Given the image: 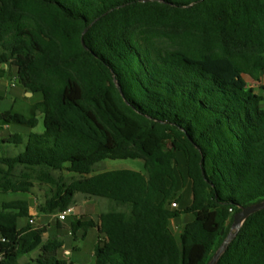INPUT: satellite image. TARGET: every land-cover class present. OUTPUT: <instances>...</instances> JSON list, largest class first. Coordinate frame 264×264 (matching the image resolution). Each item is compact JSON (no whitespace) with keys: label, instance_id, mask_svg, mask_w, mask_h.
<instances>
[{"label":"trees","instance_id":"trees-1","mask_svg":"<svg viewBox=\"0 0 264 264\" xmlns=\"http://www.w3.org/2000/svg\"><path fill=\"white\" fill-rule=\"evenodd\" d=\"M1 65L41 100L31 117L7 111L0 123L34 130L40 115L43 131L0 140L24 145L0 155V193L49 186L41 214L78 196L106 201L93 218L69 216L74 239L97 232L94 264H208L234 215L264 201V96L246 80L264 75V0H0ZM127 159L144 173H93ZM63 170L68 184L53 176ZM181 215L192 219L175 236ZM23 218L27 201L1 203L0 264L33 252L25 264H72ZM217 264H264V210Z\"/></svg>","mask_w":264,"mask_h":264},{"label":"rangeland","instance_id":"rangeland-1","mask_svg":"<svg viewBox=\"0 0 264 264\" xmlns=\"http://www.w3.org/2000/svg\"><path fill=\"white\" fill-rule=\"evenodd\" d=\"M5 67H0V95L4 96L7 102L0 104L2 109L4 106H10L12 112H18L26 117H31L34 111L33 105L41 100L40 95L26 96L24 91L18 86L15 79H13V73L15 72L14 67L7 66V71H4ZM4 73V75H3ZM9 76L7 77V75ZM4 77L7 78L9 84L15 87L8 89L7 84L4 81ZM248 86L259 88V93L264 96V75L262 76L260 83H253L250 79H246ZM16 84V85H15ZM9 92V93H8ZM38 126L36 129L31 130L27 127L17 126L15 124L8 125L9 128L3 129V124L0 123V140L7 138L9 135L18 134L25 136L30 132L41 133L43 131L42 118L40 115L37 116ZM24 145H4L0 148V155L4 157H15L22 153ZM127 169L140 173H144L143 162L141 160H105L94 167V174ZM179 169L183 174V164L180 162ZM53 176L56 180L61 179L63 183L68 184L72 175L66 170L61 172H53ZM182 199L179 202V209L182 210L191 201L189 182L184 181L182 188L180 189ZM49 196V186L41 185L38 183L34 184V187L30 190L27 195L24 194H8L4 195L0 193V205L3 202L13 200H24L29 203V208L32 209V213H36L34 223L30 224L33 228L44 227L46 233L43 238L44 241L49 238H55L62 243V248L58 252V257L72 264H94L93 250L97 241V232L94 229H90L84 238H81V233H78L74 239L70 232V220L68 217L65 221L60 222L57 220V214H41L39 213V207L45 202V199ZM109 204L104 200L86 199L78 196L75 205L71 207L74 211L76 218H84L87 220L93 218L101 211H105L109 208ZM191 215H181L179 218L171 221L170 229L175 236H178L181 232L182 227L191 221ZM29 224V218H23L18 221L19 227H25ZM37 252H33L29 255L20 256L18 258L19 264H25L30 259L34 258Z\"/></svg>","mask_w":264,"mask_h":264},{"label":"water","instance_id":"water-1","mask_svg":"<svg viewBox=\"0 0 264 264\" xmlns=\"http://www.w3.org/2000/svg\"><path fill=\"white\" fill-rule=\"evenodd\" d=\"M26 96H32L31 93H26ZM264 210V201L246 208L241 209V211L234 215L231 230L221 246L216 251L212 260L208 264H217L218 260L227 250L230 243L235 239L239 231L241 230L244 222L253 214Z\"/></svg>","mask_w":264,"mask_h":264},{"label":"crops","instance_id":"crops-1","mask_svg":"<svg viewBox=\"0 0 264 264\" xmlns=\"http://www.w3.org/2000/svg\"><path fill=\"white\" fill-rule=\"evenodd\" d=\"M2 66L5 67L4 71H7V66H8V65H1L0 67H2ZM10 67H11V66H10ZM3 75H4V73H3ZM8 76H9V74L7 75V77H8ZM13 79H15V72L13 73ZM261 79H262V77H261ZM4 81H5V83L7 84L8 89H9L10 87H12L11 84H9L7 78L4 77ZM260 82H261V80H260ZM15 85H16V84H15ZM13 87H15V86H13ZM251 87H253V86H251ZM8 93H9V92H8ZM23 94L26 95V93H23ZM3 102H7V101H6V99H4V96H3V95H0V104L3 103ZM10 109H11L10 106H8V104H7V106H4L2 109L0 108V113L7 112V111H11ZM16 113H18V112H16ZM20 114H21V113H20ZM22 115H23V114H22ZM7 128H9L8 125H3V129H7ZM35 216H36V213H32V209L29 208V217H30V218H35Z\"/></svg>","mask_w":264,"mask_h":264},{"label":"built area","instance_id":"built-area-1","mask_svg":"<svg viewBox=\"0 0 264 264\" xmlns=\"http://www.w3.org/2000/svg\"><path fill=\"white\" fill-rule=\"evenodd\" d=\"M15 81H16V79H15ZM11 86L13 87L14 85H11ZM171 208H174V209L177 208V204L172 203ZM71 215H74V211L71 208H69L66 211L58 213L57 214V220L60 222H63ZM33 223H34V218H29V224H33Z\"/></svg>","mask_w":264,"mask_h":264}]
</instances>
